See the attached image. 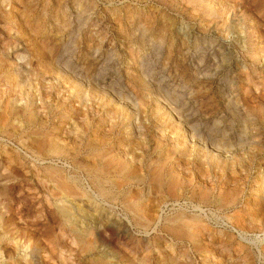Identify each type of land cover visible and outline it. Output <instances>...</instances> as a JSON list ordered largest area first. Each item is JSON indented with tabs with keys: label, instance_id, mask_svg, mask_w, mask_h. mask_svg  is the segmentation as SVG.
I'll use <instances>...</instances> for the list:
<instances>
[{
	"label": "rangeland",
	"instance_id": "obj_1",
	"mask_svg": "<svg viewBox=\"0 0 264 264\" xmlns=\"http://www.w3.org/2000/svg\"><path fill=\"white\" fill-rule=\"evenodd\" d=\"M0 264H264V0H0Z\"/></svg>",
	"mask_w": 264,
	"mask_h": 264
},
{
	"label": "bare ground",
	"instance_id": "obj_2",
	"mask_svg": "<svg viewBox=\"0 0 264 264\" xmlns=\"http://www.w3.org/2000/svg\"><path fill=\"white\" fill-rule=\"evenodd\" d=\"M103 176V175H102ZM68 208H63L62 210L64 211V213H66L67 216H69L70 214V211L69 209L67 210ZM64 216V215H63Z\"/></svg>",
	"mask_w": 264,
	"mask_h": 264
}]
</instances>
